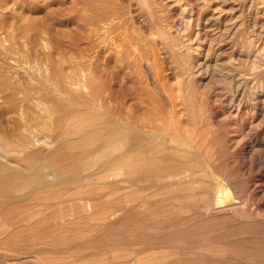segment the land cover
<instances>
[{"label":"rangeland","instance_id":"obj_1","mask_svg":"<svg viewBox=\"0 0 264 264\" xmlns=\"http://www.w3.org/2000/svg\"><path fill=\"white\" fill-rule=\"evenodd\" d=\"M223 2L202 12L189 0H0V132L25 125L40 140L9 164L19 176L0 189V264H264V70L241 64L249 86L231 111L228 86L196 68L215 63L209 41L191 43L211 13L229 9L219 30L207 24L216 36L231 28L219 60L262 53L264 0ZM190 5L201 30L186 26ZM116 14L139 36V54L114 46ZM252 23L262 31L254 46Z\"/></svg>","mask_w":264,"mask_h":264},{"label":"bare ground","instance_id":"obj_2","mask_svg":"<svg viewBox=\"0 0 264 264\" xmlns=\"http://www.w3.org/2000/svg\"><path fill=\"white\" fill-rule=\"evenodd\" d=\"M140 1V0H139ZM146 1V0H145ZM207 1L208 2H210L211 0H189V2H190V4H193L194 3V5L199 9H201V11L202 10H204L203 9V6H202V4H207ZM213 1V0H212ZM225 1L226 0H224V2L223 3H225ZM230 1V0H229ZM218 2V1H217ZM228 2V1H227ZM143 4V3H142ZM141 4V5H142ZM131 6V5H130ZM147 6H149V5H147ZM207 6V5H206ZM142 7V6H141ZM146 7V6H145ZM210 7V6H209ZM216 7V6H215ZM220 8V6H217V8ZM229 7V6H228ZM130 8V7H129ZM189 8H191V10H190V16H187L188 17V21H186L185 23H186V26H188V29H189V31H191L192 30V28H195V30H201V29H199L200 28V24H201V17H200V14L203 12H201L200 14H198V16H196L195 18L193 17V15H192V13L194 12V8H193V5H190V7ZM206 8V7H205ZM142 9V8H141ZM145 8L143 7V10H144ZM149 9V8H148ZM156 9V8H155ZM154 9V10H155ZM198 9H197V11H198ZM221 9V8H220ZM226 10V9H225ZM225 10H221V12H220V14L221 13H227V11H229V9H227V11H225ZM130 11V10H129ZM136 11V10H135ZM145 11V10H144ZM225 11V12H224ZM248 11V10H247ZM216 12V11H215ZM211 13L210 14V16L206 19V20H204V28L201 30V32H198V31H196V34H195V36H194V38L192 39V41H191V43L192 44H196V43H200V42H202V43H204V42H206V41H209V48H208V50H206L207 51V53H206V55L205 56H207L209 53H214L215 55H216V60H215V63L213 64V65H210V64H208L207 65V63L206 62H202V64H199L198 66L197 65H195V66H197L196 68L198 69V68H204V70H202L205 74H207L208 72H210V70H211V74H210V76L208 77L209 78V80L210 81H212V80H219V81H221V82H223V84L224 85H226V86H228V87H226V88H229V94H230V97H228V99L225 101V103L227 104V107L228 108H230L231 109V111H237L238 112V110L241 108V106H242V97H244V90H245V88L246 87H248L249 85V83H247V78H245L246 76H247V74L244 72V71H242L241 70V64L246 60V61H248L249 63H250V67L249 68H251V70L253 71V70H257V69H263L264 70V50H262V53H259V52H254V53H248L249 55L248 56H246V55H244L245 56V59L243 60V54H242V52L241 51H243V50H241L240 52L239 51H236V52H234V57L233 56H231L230 55V57H227L228 58V61L227 62H223L222 60H219V59H222L225 55V51H223L225 48L224 47H226V44H227V42L228 41H230V40H233V39H231V38H229L228 36H229V33L231 32V28L230 27H228L227 25H225V24H223V25H225V28L223 29V31L221 32V34L220 35H218V36H216L215 35V33H212L211 34V32H215V30L214 29H212V26L213 27H215L216 28V30H219L220 29V27H219V23H220V14H216V13ZM250 11H248V13H249ZM124 13V12H123ZM130 13V12H129ZM152 13V12H151ZM183 13L184 14H187V11H183ZM247 13V14H248ZM122 14V13H121ZM250 14V13H249ZM248 14V15H249ZM252 14V13H251ZM156 15V14H155ZM232 15V14H231ZM160 16V15H159ZM224 16V15H223ZM226 16V15H225ZM224 16V17H225ZM131 17V16H130ZM247 17V16H246ZM252 17V16H251ZM154 18V17H153ZM165 18V17H164ZM181 18H182V15H181ZM230 18H231V16H230ZM250 18V17H249ZM110 19H111V24H110V28H111V30L113 31V33L115 34L116 33V35H114L113 34V36H115L114 37V46H116V47H118V46H122V47H124L126 50V52L127 51H129V49H130V47H132V48H134L133 50H134V52H136V53H138L139 52V45H140V43H139V45H137L138 44V42H137V39L139 38V36H138V38L136 39V37H134L133 35V37L130 35V33H129V23H127V20L123 17V16H120V15H113L112 17H110ZM130 19V18H129ZM184 19V18H183ZM187 19V18H186ZM164 20V19H163ZM166 20V19H165ZM231 20V19H230ZM233 20V19H232ZM247 20H248V18H247ZM107 21H109V20H107ZM184 21V20H183ZM227 21V20H226ZM250 21V20H249ZM110 22V21H109ZM153 22V21H152ZM248 22V21H247ZM252 22V21H251ZM107 23V22H106ZM132 23V22H131ZM184 23V22H183ZM183 23H182V26H183ZM208 23H210V25H211V23H212V26H210V27H207V24ZM104 24H105V22H104ZM129 24V25H128ZM157 24V23H156ZM107 25V24H106ZM185 25V24H184ZM109 26V25H108ZM134 26V25H133ZM170 26V25H169ZM248 26V25H247ZM251 26V31L249 32V35H248V42H249V44H250V46H254L255 45V40L257 39L258 41H259V37H261V33H262V31H261V33H256V24H251L250 25ZM102 27H104V26H102ZM108 28V27H107ZM238 28V27H237ZM105 30H107L106 28H104ZM210 29V30H209ZM110 30V31H111ZM160 30V29H159ZM162 30V29H161ZM248 30V29H247ZM179 31H180V29H179ZM188 31V30H187ZM211 31V32H210ZM132 32V31H131ZM102 33V32H101ZM107 33V32H106ZM132 33H134V30H133V32ZM143 33V32H142ZM161 34H162V32H160ZM193 33V32H192ZM134 34H136V33H134ZM164 34V33H163ZM162 34V36H164ZM108 35V34H107ZM139 35V34H138ZM151 35H152V33H151ZM170 35V34H169ZM180 35V34H179ZM104 36V35H103ZM159 36V35H158ZM168 36V35H167ZM166 36V37H167ZM182 36V35H181ZM193 37V36H192ZM112 38V37H111ZM133 38H135V39H133ZM145 38H147V37H145ZM162 38V37H161ZM186 38V37H185ZM233 38V37H232ZM101 39V38H100ZM167 39V38H166ZM168 39H170V38H168ZM175 39V38H174ZM180 39V38H179ZM190 39H191V37H190ZM227 39H228V41H227ZM262 39V38H261ZM111 40V39H110ZM144 41H145V39H143ZM143 40H142V42H143ZM160 40V39H159ZM176 40H177V38H176ZM164 41H165V39H164ZM171 41H173V40H171ZM257 41V42H258ZM217 43V47L215 48L214 46H213V43ZM117 43L119 44V45H117ZM185 43H186V41H185ZM188 43V42H187ZM142 44H144V43H142ZM144 45H146V44H144ZM164 45H166V44H164ZM198 45V44H197ZM264 45V44H263ZM142 46V45H141ZM172 46V45H171ZM216 46V45H215ZM228 46H229V44H228ZM0 47L1 48H3V46L0 44ZM146 47V46H145ZM167 47V46H166ZM197 47V46H196ZM194 48V47H193ZM253 48V47H252ZM144 49H147V47L146 48H144ZM149 49V48H148ZM197 49V48H196ZM200 49H202V48H200ZM227 49V48H226ZM225 49V50H226ZM248 49V48H247ZM142 50V49H141ZM168 50H169V48H168ZM177 50V49H176ZM193 50V49H192ZM231 50V49H230ZM237 50H238V47H237ZM148 51V50H147ZM195 51V50H194ZM198 51H199V47H198ZM232 51V50H231ZM146 52V50H144V53ZM170 52H172L173 53V51H170ZM175 52V51H174ZM201 52V51H200ZM204 52V51H203ZM140 53V52H139ZM138 53V54H139ZM152 53V52H151ZM199 53V52H198ZM197 53V54H198ZM133 54V56H134V53H132ZM150 54V53H149ZM148 54V55H149ZM130 55V54H129ZM143 55V54H142ZM212 55V54H211ZM233 55V54H232ZM132 56V57H133ZM149 56H151V55H149ZM155 56V55H154ZM227 56V55H226ZM151 58V57H150ZM205 58V57H204ZM225 58V57H224ZM133 59H135V58H133ZM146 60V59H145ZM151 60V59H150ZM132 63H134L133 61H132ZM194 65V64H193ZM192 65V66H193ZM194 68V67H193ZM154 69L156 70V68L154 67ZM199 71V70H198ZM197 71V72H198ZM38 72L40 73V74H42V76L43 77H38L39 79L41 78V79H43V81L45 82V83H47V84H51V85H55L54 83H52V82H50V78L51 77H48V76H45V73H42V69H39L38 70ZM155 73H156V71H155ZM203 73V74H204ZM199 75V74H198ZM256 75V74H255ZM157 76V75H156ZM207 77V76H206ZM248 78H250V77H248ZM254 80V79H253ZM162 81V80H161ZM81 82V81H80ZM76 83V82H75ZM162 83H163V81H162ZM205 83V82H204ZM207 83V82H206ZM208 83H210L209 81H208ZM215 83V82H214ZM219 83V82H218ZM217 83V84H218ZM258 83H259V81H258ZM78 84V83H77ZM160 84H161V82H160ZM264 84V83H263ZM50 85V86H51ZM81 85H83V83L81 84ZM251 85H252V83H251ZM259 85V84H258ZM65 86H66V88L68 89V87H70V88H72V86H73V82H71V80L70 81H68L66 84H65ZM263 86V85H262ZM49 87V86H48ZM52 87V86H51ZM51 87H49L50 89H51ZM78 87H79V85H78ZM83 87H84V85H83ZM82 87V88H83ZM225 87V86H224ZM261 87V86H260ZM80 88V87H79ZM73 89V91L75 90L74 88H72ZM71 89V90H72ZM42 90H44V89H42ZM56 90V89H55ZM79 90V89H78ZM220 90V89H219ZM221 90H222V88H221ZM46 91H48V90H46ZM51 91V90H50ZM72 91V92H73ZM249 91L251 92V95H252V98H254V100H253V102H255L254 103V105L256 106L259 102L257 101V96H256V93H257V88H256V86H250L249 87ZM76 92V91H75ZM79 92V91H78ZM78 92H76V93H78ZM219 92H221V91H219ZM80 93L81 94H83V92H81L80 91ZM53 94H55L54 92H53ZM57 94V93H56ZM219 94V93H218ZM263 94V93H262ZM261 94V95H262ZM49 95H51V94H49ZM86 95V94H85ZM84 95V96H85ZM222 95V94H221ZM259 95V94H258ZM55 97H56V95H55ZM58 97H60V96H58ZM218 97V96H217ZM221 97V96H220ZM225 97V96H224ZM247 98V97H246ZM217 102V101H216ZM223 102V101H222ZM251 102H252V100H251ZM247 103V102H246ZM39 104V103H38ZM38 104H37V106H38ZM43 104V103H42ZM245 105V104H244ZM252 105V104H251ZM43 106V105H42ZM118 106V105H117ZM129 107V106H128ZM171 107H172V105H171ZM174 107V106H173ZM251 107V106H250ZM257 107V106H256ZM37 108H39V107H37ZM227 108V109H228ZM54 109V108H53ZM120 109V108H119ZM118 109V110H119ZM254 109V108H253ZM40 110V109H39ZM48 110H49V108H48ZM50 111V110H49ZM117 111V110H116ZM230 112V111H229ZM228 112V113H229ZM24 113V112H23ZM35 113V112H34ZM52 113V112H51ZM94 114L96 113L97 114V112H93ZM40 114H41V112H40ZM49 114H50V112H49ZM238 114V113H237ZM19 117H22V118H19V119H22L23 120V116H22V113L20 112L19 114ZM43 116V114L41 115V117ZM102 116V115H101ZM117 116H118V114H117ZM128 116H130V115H128ZM231 117H232V115H231ZM3 118V117H2ZM43 118V117H42ZM42 118H40V119H42ZM74 119V118H73ZM121 119H123V117L121 118ZM21 120V121H22ZM48 120V119H47ZM98 120V119H97ZM127 120V119H126ZM125 120V121H126ZM147 120H148V118H147ZM49 121V120H48ZM72 121V120H71ZM107 121V120H106ZM115 121H116V119H115ZM120 121V120H119ZM127 121H129V120H127ZM162 121V120H161ZM124 123H126V122H124ZM21 124H22V122H21ZM20 124V125H21ZM25 124H26V122H25ZM148 124H151V123H148ZM157 124V123H156ZM105 125H107V124H105ZM101 126H102V124H101ZM120 126H121V124H120ZM52 127V126H51ZM89 127V126H88ZM103 127V126H102ZM110 127H112V126H110ZM126 127H128V125L127 124H122V126H121V128H123V129H125ZM131 127V126H130ZM134 127V126H133ZM140 127V126H139ZM50 128V127H49ZM98 128V126L96 127V129ZM115 128V127H114ZM10 129H12V130H10V131H4V132H0V171H2V172H7L8 173V178H0V189H6V188H8V187H10L11 185H12V183H14L16 180H17V178H18V176H19V173L18 172H13L11 169H10V167H9V164L12 162V161H15V160H17L16 158L18 157V155H19V157H20V154H22V153H24L26 150H28V149H30L31 147H33V144H34V142L36 141H40L39 140V138L37 137V136H35V137H37L36 138V140H34V136L32 137V135H31V133L27 130V128H26V126L25 125H23L22 127H20V128H18V129H16V130H13V127L11 128L10 127ZM87 129H90V128H87ZM94 129V128H93ZM92 129V130H93ZM110 129V128H109ZM117 129V128H116ZM3 130V129H2ZM128 131V130H127ZM127 131H125L126 133H127ZM133 131H135L137 134H139L140 132H138L136 129H134ZM48 132H50V131H48ZM81 132H82V130H81ZM5 133H7V134H9V135H7V134H5ZM69 133V132H68ZM76 133V132H75ZM98 134V133H97ZM43 135V134H42ZM62 135V134H61ZM63 135H64V133H63ZM68 135V134H67ZM106 135V134H105ZM141 135H143V134H141ZM145 135V134H144ZM146 135L148 136H150L149 137V139H151V140H153V141H155V142H159V143H162V142H164V140H163V136H160V135H158V137H157V135L156 134H154L153 132H148V133H146ZM83 136V135H82ZM81 136V137H82ZM165 136V135H164ZM179 136V135H178ZM178 136L176 137V135H175V137L176 138H178ZM65 137V136H64ZM63 137V138H64ZM76 137V136H75ZM74 137V138H75ZM80 137V138H81ZM102 137V139H103V136H101ZM105 137V136H104ZM173 138H175L174 136H172ZM171 137V138H172ZM68 138V137H67ZM66 138V139H67ZM71 138V136L68 138L69 140H71L70 139ZM72 138H73V136H72ZM73 138V139H74ZM84 138V137H83ZM98 138H100V137H98ZM139 138V137H138ZM141 138V137H140ZM143 138V137H142ZM169 138H170V136H169ZM172 138V139H173ZM175 138V142H176V140H180V138H178V139H176ZM48 139V138H47ZM47 139H45V140H41L42 142H40V144H42V146L43 145H45L46 146V148H47V146H50V141H48ZM62 139V138H61ZM65 139V138H64ZM76 139V138H75ZM74 139V140H75ZM147 139V138H146ZM171 139V141H174V140H172ZM97 140V139H96ZM127 140H128V138H127ZM133 140V139H132ZM138 140V139H137ZM142 140V139H141ZM167 140V139H166ZM95 141V140H94ZM139 141V140H138ZM183 141V140H182ZM63 142H65V141H63ZM68 142V141H67ZM86 142V141H85ZM88 142V141H87ZM87 142L85 143V144H87ZM130 142V141H129ZM137 142V141H136ZM170 142V141H169ZM174 142V143H175ZM127 143V142H126ZM140 143V142H139ZM153 143V142H152ZM171 143H173V142H170V147L172 146L171 145ZM173 143V144H174ZM55 144V143H54ZM60 144V143H59ZM92 144V143H91ZM130 144H133L132 142L130 143ZM136 144V143H135ZM138 144V143H137ZM141 144V143H140ZM167 144H169V143H167ZM180 144H183V143H181V141H180ZM179 144V145H180ZM81 145V144H80ZM139 145V144H138ZM63 146V145H62ZM79 146V145H78ZM90 146V145H89ZM131 146V145H130ZM176 146V145H175ZM175 146H172V147H175ZM181 146V145H180ZM180 146H176V148L175 149H177V148H180ZM58 147V146H57ZM84 147V146H83ZM100 147V146H99ZM124 147V146H123ZM129 147V146H128ZM184 147V146H183ZM34 148V147H33ZM71 148V147H70ZM78 148V147H77ZM101 148V147H100ZM161 148H163L162 146H161ZM166 148V147H165ZM53 149H55V148H53ZM87 149V148H86ZM164 149V148H163ZM173 149V148H172ZM183 148H181V150H182ZM160 150V149H159ZM158 150V153H161L162 152V149H161V152ZM165 150V149H164ZM180 150V149H179ZM187 150V149H186ZM129 151V150H128ZM71 152V151H70ZM86 152V151H85ZM26 153V152H25ZM51 153V152H50ZM95 153V152H94ZM158 153H157V155H158ZM163 153V152H162ZM190 153V152H189ZM117 155H118V153H116ZM120 154V153H119ZM24 156V155H23ZM22 157V156H21ZM104 157H106V155L104 156ZM189 157V156H188ZM103 158V157H102ZM111 158V157H110ZM109 158V159H110ZM198 158V157H197ZM196 158V159H197ZM22 159V158H21ZM194 159V158H193ZM110 160H112V159H110ZM28 162V161H27ZM187 162V161H186ZM108 163V162H107ZM16 164V163H15ZM105 164H106V162H105ZM119 164V163H118ZM204 164V163H203ZM84 165V164H83ZM101 165H103V164H101ZM35 166V165H34ZM39 166V165H38ZM98 166V165H97ZM113 166H115V165H113ZM43 167H45V166H43ZM181 167H183V166H181ZM88 168H90V167H88ZM53 169H58V168H53ZM53 169L51 170V171H53ZM83 169H85L84 167H83ZM153 169V168H152ZM156 169H158V168H156ZM14 170H16V169H14ZM45 170H50V168H47V169H45ZM185 170V169H184ZM17 171V170H16ZM87 171H88V169H87ZM86 171V172H87ZM195 171V170H194ZM203 171V170H202ZM30 172V171H29ZM35 172V171H34ZM33 172V173H34ZM38 172V171H37ZM43 172H44V170H43ZM58 173L59 174H61L60 172H59V170H58ZM180 173V172H179ZM214 173V172H213ZM213 173L211 174V175H213ZM21 174V173H20ZM27 174V173H26ZM58 174V175H59ZM177 174V173H176ZM209 174V173H208ZM27 175H29V174H27ZM31 175V174H30ZM36 175H39V174H36ZM84 175V174H83ZM3 176H4V174H3ZM24 176V175H23ZM22 176V177H23ZM33 176V175H32ZM50 176H51V174H45V176H44V179H43V181H42V183L43 184H46V181L47 180H49L50 179ZM56 176V175H55ZM61 175H59V177H60ZM82 176V175H81ZM80 176V177H81ZM191 176V175H190ZM58 177V176H57ZM56 177V178H57ZM165 177V176H164ZM171 177H173V176H171ZM206 177V176H205ZM213 177V176H212ZM83 178V177H82ZM89 178V177H88ZM183 178H184V176H183ZM214 178V177H213ZM74 179V178H73ZM81 179V178H80ZM85 179H87V178H85ZM172 179V178H171ZM35 180H37V182L35 181ZM83 180V179H82ZM91 180V179H90ZM96 180V179H95ZM117 180H119V179H117ZM124 180V179H123ZM180 180H181V178H180ZM26 181H28V180H26ZM29 181H31V182H28L27 184H26V186L30 189L31 187H35V186H38V179H34V180H31V178H29ZM57 181H59V180H56V182ZM83 181H86V180H83ZM110 181V180H109ZM108 181V182H109ZM119 181H121V180H119ZM24 182V181H23ZM64 182V181H63ZM62 182V183H63ZM87 182H88V180H87ZM100 182V181H99ZM111 182V181H110ZM114 182V181H113ZM177 182V181H176ZM175 182V183H176ZM184 182V181H183ZM200 182V181H199ZM48 183V182H47ZM121 184H122V182H120ZM162 183V182H161ZM166 183H168V182H166ZM170 183V182H169ZM174 183V184H175ZM201 183V182H200ZM213 183H214V181H213ZM19 184V183H18ZM54 184V183H53ZM56 184V183H55ZM97 184V183H96ZM95 184V185H96ZM101 184H103V183H101ZM100 183L98 184V185H101ZM105 184H106V182H105ZM109 184V183H108ZM116 184V183H115ZM47 185H49V184H47ZM110 185V184H109ZM201 185V184H200ZM212 185V187H214L213 186V184H211ZM29 186H31V187H29ZM44 186H46V185H44ZM210 186V185H209ZM39 187V186H38ZM38 187H37V189H38ZM41 187H43L42 185H41ZM41 187L39 188V189H41ZM177 187V186H176ZM204 187V186H203ZM207 187V186H206ZM21 188V187H20ZM45 188V187H44ZM44 188H42V189H44ZM49 188V187H48ZM47 188V189H48ZM104 188V187H103ZM179 188V187H178ZM205 188V187H204ZM26 188H24V190H25ZM28 189V190H29ZM36 189V187L34 188V190ZM36 189V190H37ZM97 189V188H96ZM98 189H100V188H98ZM180 189V188H179ZM206 189H208V188H206ZM221 189V188H220ZM18 190H20V189H18ZM33 190V191H34ZM36 190H35V192H36ZM78 190V189H77ZM182 190V189H181ZM210 190V189H209ZM208 190V191H209ZM23 191V190H22ZM30 191V190H29ZM49 191V190H48ZM28 192V191H27ZM17 193V192H16ZM25 193V192H24ZM47 193V192H46ZM227 193L228 192H226V194L225 195H227ZM23 194V193H22ZM34 194V193H33ZM211 194V193H210ZM223 194H224V192H223ZM229 194V193H228ZM4 195V194H3ZM2 195V196H3ZM225 195H223L224 196V198L223 199H225ZM20 196H21V194H20ZM31 196H33V195H31ZM216 197V196H215ZM206 197H204V199L203 200H206L205 199ZM208 199V198H207ZM214 199V198H213ZM202 200V201H203ZM210 200H212V199H210ZM216 205L218 206V205H221V204H223V200H222V192L220 191L219 192V195L216 197ZM226 201H227V199H225ZM230 200V199H229ZM207 201V200H206ZM209 201V200H208ZM225 202V201H224ZM210 203V202H209ZM25 204V203H24ZM211 204H213V203H211ZM228 205L230 204V203H227ZM209 206H211V205H209ZM216 206V207H217ZM227 206V205H226ZM219 207V206H218ZM218 207L216 208V209H218ZM223 207V206H222ZM221 207V208H222ZM210 208V207H209ZM215 251V250H214ZM197 253V252H196ZM194 255V254H193ZM146 260V259H145ZM143 261H144V259H143ZM151 261V260H150Z\"/></svg>","mask_w":264,"mask_h":264}]
</instances>
